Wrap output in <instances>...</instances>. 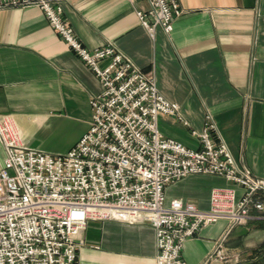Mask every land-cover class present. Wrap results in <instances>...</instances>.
<instances>
[{"label": "crops", "instance_id": "0c3cea01", "mask_svg": "<svg viewBox=\"0 0 264 264\" xmlns=\"http://www.w3.org/2000/svg\"><path fill=\"white\" fill-rule=\"evenodd\" d=\"M64 16L91 49L111 42L145 73L160 93L180 104L190 122L160 115L159 130L190 149L199 147L210 113L240 168L264 179V0H179L183 14L168 34L152 37L136 14L147 1L63 0ZM97 77L49 26L35 7L0 10V114L13 116L25 148L53 155L68 152L87 132L91 98L101 93ZM6 152L0 144V170ZM232 186L217 176L196 175L167 186L166 200L209 208L213 187ZM264 216V211L261 213ZM264 220V219H260ZM228 221L203 228L184 244L187 264H224L211 255ZM77 264H157L150 225L127 220L89 221ZM264 242V229L249 223L231 230L230 253Z\"/></svg>", "mask_w": 264, "mask_h": 264}, {"label": "built area", "instance_id": "2783aa9c", "mask_svg": "<svg viewBox=\"0 0 264 264\" xmlns=\"http://www.w3.org/2000/svg\"><path fill=\"white\" fill-rule=\"evenodd\" d=\"M137 0H129L135 3ZM135 12L153 37L170 34L183 14L179 0H144ZM63 0H0V10L38 8L49 26L97 77L101 93L91 98V124L68 152L53 155L24 147L17 122L0 114V264H77L80 233L89 221L127 220L150 225L157 264H187L184 244L218 221L227 232L209 258L237 262L225 246L231 230L264 219V179L237 166L212 114L192 129L195 149L159 130L160 115L190 122L180 104L160 93L145 73L111 42L86 47L64 16ZM196 175L217 176L232 186L213 187L209 208L166 200L167 186Z\"/></svg>", "mask_w": 264, "mask_h": 264}, {"label": "trees", "instance_id": "16d2710c", "mask_svg": "<svg viewBox=\"0 0 264 264\" xmlns=\"http://www.w3.org/2000/svg\"><path fill=\"white\" fill-rule=\"evenodd\" d=\"M260 199L264 201V193L260 194ZM251 225L255 226V228H263L264 229V220H256L250 222ZM255 255V257L258 259L255 264H264V242L259 244L257 249H255L252 252V257Z\"/></svg>", "mask_w": 264, "mask_h": 264}, {"label": "rangeland", "instance_id": "374dc122", "mask_svg": "<svg viewBox=\"0 0 264 264\" xmlns=\"http://www.w3.org/2000/svg\"><path fill=\"white\" fill-rule=\"evenodd\" d=\"M233 256L236 255L237 256V262L233 263V264H246L248 261V258L250 257V250L249 249H242L239 253H230Z\"/></svg>", "mask_w": 264, "mask_h": 264}]
</instances>
